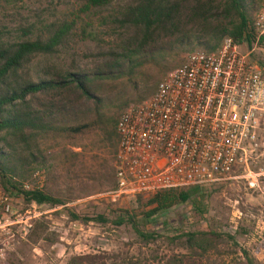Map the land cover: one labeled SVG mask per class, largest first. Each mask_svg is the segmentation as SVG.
<instances>
[{"label":"rangeland","instance_id":"obj_1","mask_svg":"<svg viewBox=\"0 0 264 264\" xmlns=\"http://www.w3.org/2000/svg\"><path fill=\"white\" fill-rule=\"evenodd\" d=\"M255 1L259 8L262 0ZM82 6L80 0H1L0 28L37 36L50 24H69L73 36L60 52L54 58H37L32 68L40 71L56 65L93 73L107 68L101 54L107 42L99 40L104 39V30L99 28L101 15L85 13ZM192 50L202 49L176 48L160 54L156 63L172 70L183 64ZM240 51L250 53L249 57L264 68V44L243 43ZM146 73L154 75L151 70ZM122 102L113 112L121 109ZM92 109L90 103L79 102L74 109L80 117L78 125L89 124ZM262 129L258 148L248 155L252 172L264 168V126ZM42 149L45 164L18 185L27 182L61 205L38 210L51 212L36 220L28 237L14 246L8 264H167L171 260L176 264H264V197L246 188L241 179L246 168L238 166L230 181L183 189L198 193L184 205L147 218L153 209L147 205L151 195L117 203L106 196L115 184L117 146L104 131L92 128L76 136L60 134ZM14 196L17 199L20 195ZM20 207L22 211L29 209L24 200ZM70 215L91 220L102 217L105 223L92 220L83 224ZM123 218L124 224L116 226ZM138 233L152 237L144 242ZM198 233L208 237L204 253L190 251L185 245L186 235Z\"/></svg>","mask_w":264,"mask_h":264},{"label":"trees","instance_id":"obj_2","mask_svg":"<svg viewBox=\"0 0 264 264\" xmlns=\"http://www.w3.org/2000/svg\"><path fill=\"white\" fill-rule=\"evenodd\" d=\"M80 1L85 13L101 15L98 20L104 39L99 40L107 42L101 53L105 69L85 73L56 65L40 71L32 68L37 58H54L60 52L73 36L69 24H50L37 36L0 28V183L7 192L41 209L57 208L61 203L40 191L24 193L18 183L45 164L44 143L60 134L76 136L95 128L117 146L116 124L122 112L130 104L150 98L160 78L170 71L156 63L160 54L191 47L215 52L227 38L236 46L255 41V0ZM148 70L154 75L147 74ZM83 100L92 105V117L89 124L78 125L80 117L74 109ZM121 101V109L113 112ZM194 193L182 189L149 196L147 205L153 209L147 218L188 203ZM70 217L83 224L92 220L105 223L102 217ZM124 221L120 219L116 226ZM138 237L149 242L152 236L138 233ZM207 238L198 233L186 235L184 240L188 250L204 253Z\"/></svg>","mask_w":264,"mask_h":264},{"label":"built area","instance_id":"obj_3","mask_svg":"<svg viewBox=\"0 0 264 264\" xmlns=\"http://www.w3.org/2000/svg\"><path fill=\"white\" fill-rule=\"evenodd\" d=\"M255 41L264 38V0L253 19ZM225 39L215 52L194 51L170 70L154 94L122 112L117 124L113 202L163 191L208 187L232 180L246 168V188L264 197V168L248 169L264 126V68ZM36 176V175H35ZM20 191H38L26 182ZM0 183V264L48 212ZM64 208V207H61Z\"/></svg>","mask_w":264,"mask_h":264}]
</instances>
